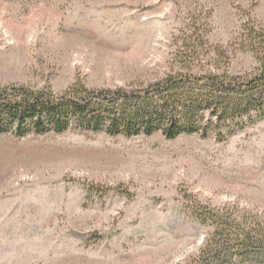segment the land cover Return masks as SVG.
Instances as JSON below:
<instances>
[{"label":"rangeland","instance_id":"1","mask_svg":"<svg viewBox=\"0 0 264 264\" xmlns=\"http://www.w3.org/2000/svg\"><path fill=\"white\" fill-rule=\"evenodd\" d=\"M263 62L264 0H0V86L138 90ZM228 209L264 226V117L223 141L0 135V264H184Z\"/></svg>","mask_w":264,"mask_h":264},{"label":"trees","instance_id":"2","mask_svg":"<svg viewBox=\"0 0 264 264\" xmlns=\"http://www.w3.org/2000/svg\"><path fill=\"white\" fill-rule=\"evenodd\" d=\"M202 70L186 65L138 90L0 86V135L160 132L167 139L198 134L223 141L264 117V62L254 73ZM210 218L203 243L184 264H264V226L253 216L239 218L228 209Z\"/></svg>","mask_w":264,"mask_h":264}]
</instances>
